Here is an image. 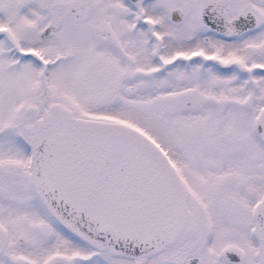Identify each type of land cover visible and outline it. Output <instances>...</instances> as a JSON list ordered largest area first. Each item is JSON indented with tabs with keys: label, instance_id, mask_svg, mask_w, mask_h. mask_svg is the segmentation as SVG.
I'll return each mask as SVG.
<instances>
[{
	"label": "snow or ice",
	"instance_id": "snow-or-ice-1",
	"mask_svg": "<svg viewBox=\"0 0 264 264\" xmlns=\"http://www.w3.org/2000/svg\"><path fill=\"white\" fill-rule=\"evenodd\" d=\"M0 264H264V0H0Z\"/></svg>",
	"mask_w": 264,
	"mask_h": 264
}]
</instances>
